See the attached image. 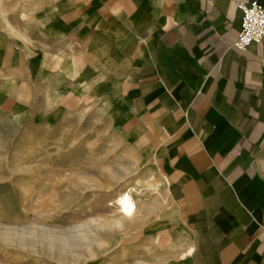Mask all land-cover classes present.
I'll use <instances>...</instances> for the list:
<instances>
[{
    "label": "crops",
    "instance_id": "0c3cea01",
    "mask_svg": "<svg viewBox=\"0 0 264 264\" xmlns=\"http://www.w3.org/2000/svg\"><path fill=\"white\" fill-rule=\"evenodd\" d=\"M254 1L264 6L34 0L15 11L0 0L1 83L26 37L49 52L60 37L99 72L116 69L112 101L158 144L156 169L193 264H264V40L234 46L239 6Z\"/></svg>",
    "mask_w": 264,
    "mask_h": 264
},
{
    "label": "rangeland",
    "instance_id": "374dc122",
    "mask_svg": "<svg viewBox=\"0 0 264 264\" xmlns=\"http://www.w3.org/2000/svg\"><path fill=\"white\" fill-rule=\"evenodd\" d=\"M22 40L0 78V264H193L158 144L112 101L116 69Z\"/></svg>",
    "mask_w": 264,
    "mask_h": 264
},
{
    "label": "built area",
    "instance_id": "2783aa9c",
    "mask_svg": "<svg viewBox=\"0 0 264 264\" xmlns=\"http://www.w3.org/2000/svg\"><path fill=\"white\" fill-rule=\"evenodd\" d=\"M242 13L241 31L235 48L245 51L253 43H261L264 40V6L258 1L250 5L240 4Z\"/></svg>",
    "mask_w": 264,
    "mask_h": 264
},
{
    "label": "bare ground",
    "instance_id": "6f19581e",
    "mask_svg": "<svg viewBox=\"0 0 264 264\" xmlns=\"http://www.w3.org/2000/svg\"><path fill=\"white\" fill-rule=\"evenodd\" d=\"M124 205H125L126 209H131L133 207L134 203L129 199H125Z\"/></svg>",
    "mask_w": 264,
    "mask_h": 264
}]
</instances>
